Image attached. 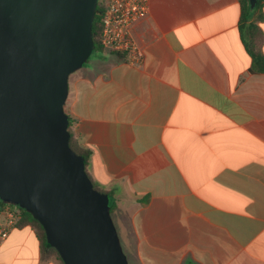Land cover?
Listing matches in <instances>:
<instances>
[{
  "label": "crops",
  "instance_id": "obj_1",
  "mask_svg": "<svg viewBox=\"0 0 264 264\" xmlns=\"http://www.w3.org/2000/svg\"><path fill=\"white\" fill-rule=\"evenodd\" d=\"M148 6L133 27L142 64L102 48L70 75L65 111L93 152L88 172L130 264H264V72L240 0ZM252 14L264 32V0ZM0 264L61 262L17 225Z\"/></svg>",
  "mask_w": 264,
  "mask_h": 264
},
{
  "label": "water",
  "instance_id": "obj_2",
  "mask_svg": "<svg viewBox=\"0 0 264 264\" xmlns=\"http://www.w3.org/2000/svg\"><path fill=\"white\" fill-rule=\"evenodd\" d=\"M98 2L0 0V199L42 224L64 264H130L65 111L70 75L94 52Z\"/></svg>",
  "mask_w": 264,
  "mask_h": 264
},
{
  "label": "built area",
  "instance_id": "obj_3",
  "mask_svg": "<svg viewBox=\"0 0 264 264\" xmlns=\"http://www.w3.org/2000/svg\"><path fill=\"white\" fill-rule=\"evenodd\" d=\"M100 41L107 50L125 54L132 65L144 61V50L136 42L133 27L148 15L149 0H102ZM20 213L16 205L0 199V247L6 242L10 231L17 226Z\"/></svg>",
  "mask_w": 264,
  "mask_h": 264
},
{
  "label": "trees",
  "instance_id": "obj_4",
  "mask_svg": "<svg viewBox=\"0 0 264 264\" xmlns=\"http://www.w3.org/2000/svg\"><path fill=\"white\" fill-rule=\"evenodd\" d=\"M263 0H257L255 3H252L250 0H240L241 6H242V23L244 22V25L242 24V30L244 31V44L246 47V50L253 58V64L255 71L264 72V54L262 51V48L260 46V39L264 38V32L262 28L258 25V20L261 17H257L256 19L252 20L254 14H252V7L253 5H258ZM104 11V4L102 0H99L98 7L96 10L95 20L93 24V39L95 42V48L94 50H101L103 45L101 44L100 37L102 32V22L101 17ZM69 130L71 133V146L72 148L82 156L85 162L86 171L90 178L92 179L95 188L102 192H106L105 190L101 189L96 183L91 175L88 172V165L90 163V159L92 156V150L90 148H87L83 145H81L74 137L71 132L70 126L72 124L71 118L69 117ZM108 193V192H107ZM111 206V212L113 213L114 210V202L113 200L110 201ZM17 210L20 213V218L17 222V225L23 226V225H30L36 232L38 239L41 244V251H42V258L44 260H50V259H57L61 262V264H64L60 254L58 251L49 244L47 240V235L45 232L44 227L42 224L28 211L24 210L23 208L17 206Z\"/></svg>",
  "mask_w": 264,
  "mask_h": 264
},
{
  "label": "rangeland",
  "instance_id": "obj_5",
  "mask_svg": "<svg viewBox=\"0 0 264 264\" xmlns=\"http://www.w3.org/2000/svg\"><path fill=\"white\" fill-rule=\"evenodd\" d=\"M96 52V50H94V52L92 53V55L94 54ZM76 72V71H75ZM99 185V187L101 188V189H105L104 187H102L100 184H98ZM113 219H114V216H113ZM122 242V241H121ZM123 245V244H122ZM124 248V247H123ZM125 252H126V249H125Z\"/></svg>",
  "mask_w": 264,
  "mask_h": 264
}]
</instances>
